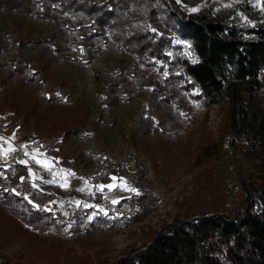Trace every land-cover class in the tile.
Instances as JSON below:
<instances>
[{
	"label": "rangeland",
	"instance_id": "obj_1",
	"mask_svg": "<svg viewBox=\"0 0 264 264\" xmlns=\"http://www.w3.org/2000/svg\"><path fill=\"white\" fill-rule=\"evenodd\" d=\"M173 1L166 5L178 16L180 8L204 11L241 30H264L262 0ZM0 6L6 45L21 37L38 42L32 57L18 58L20 63L9 49L0 53V188L30 201L50 222L41 231L11 217L0 220V264H114L142 250L190 208L232 215L245 199H255L246 197L256 174L252 151L247 138L225 129L223 100L204 117L159 63L145 68L121 51L112 39L117 31L87 42L78 17L40 19L31 0L24 2L26 10L7 13ZM120 6L130 25L167 34L172 46L189 53L165 13ZM260 104L256 92L240 95L239 106L255 125ZM248 125L244 134L253 138ZM68 129L71 136L61 141ZM209 141L221 142L217 157L194 167L196 147ZM155 154L164 161L153 167ZM9 156L16 164L8 170ZM207 173L212 182L206 185ZM111 176L123 177L141 195L121 188L97 192L94 186L111 183ZM112 199L120 203L113 205ZM76 201L95 207L78 208ZM13 202L21 208L22 202Z\"/></svg>",
	"mask_w": 264,
	"mask_h": 264
},
{
	"label": "trees",
	"instance_id": "obj_2",
	"mask_svg": "<svg viewBox=\"0 0 264 264\" xmlns=\"http://www.w3.org/2000/svg\"><path fill=\"white\" fill-rule=\"evenodd\" d=\"M31 1L40 19L67 15L78 17L80 30L88 31L83 38L87 42L102 37L105 31H117L112 39L121 51L145 68L159 63L168 72V79L181 83L179 90L198 104L204 117L223 100L226 104L225 129L233 135L247 138V146L252 151L250 160L256 174L248 184L250 191L246 197L255 195V199H245V204L232 215L212 209L190 208L184 217L176 218L173 224L154 235L142 250L124 256L114 264H264V30H241L204 11L190 13L180 8L178 16L168 10L167 0H114L115 3L113 0ZM178 1L185 3L187 0ZM24 2L1 0L0 5L8 13L16 8L21 10V7L26 10ZM122 2L144 5L152 15L156 11L165 13L166 23L187 45L189 53L172 46L167 34L155 36L130 25L120 14ZM170 2L175 3L173 0ZM261 5L264 8V0ZM27 39L17 38L8 46L5 39L0 38V53L9 49L13 56L18 55L17 63H20L18 58L32 57L38 42L31 43ZM173 49L176 50L173 56L165 52ZM28 63L27 60L22 67H29ZM252 92L261 98L262 111L257 125L249 122L247 113L239 106L240 95ZM248 124L252 127L253 138L244 134ZM70 136L68 129L60 140ZM220 146V141L198 145L193 166L198 167L216 158ZM160 155L155 154L151 159L153 167L164 161V156L161 158ZM204 181L206 185L210 184L212 175L207 173ZM13 201L22 202L21 208L15 207ZM40 210L24 197L0 188L1 221L11 217L21 226L44 231L50 222L44 220L46 214Z\"/></svg>",
	"mask_w": 264,
	"mask_h": 264
},
{
	"label": "snow or ice",
	"instance_id": "obj_3",
	"mask_svg": "<svg viewBox=\"0 0 264 264\" xmlns=\"http://www.w3.org/2000/svg\"><path fill=\"white\" fill-rule=\"evenodd\" d=\"M0 139H3L2 137H0ZM8 151H12V149L11 148H9V149H7L6 151H5V155H7V152ZM33 159H35V157H33ZM20 163H26L25 161H20ZM37 163H41L40 161H37ZM43 166L45 167V168H50L51 167V164L49 163V162H45L44 164H43ZM110 179H111V183H108V184H99V185H95L94 187L96 188V191L97 192H100V193H103L104 191H105V189H107L109 192H111L113 189H116V188H121V189H123V190H125V191H127V192H129V193H131V194H133L134 196H139V195H141V193L136 189V188H134V187H130L128 184H127V182L124 180V178L123 177H116V176H111L110 177ZM85 187L89 190V191H91V187L92 186H89L88 185V181L87 180H85ZM85 189H79V191H84ZM106 199H107V197H105ZM130 198V197H129ZM122 199H123V197H122ZM110 203L111 204H113V205H116V204H119L120 203V200H117V199H112L111 201H110ZM75 204H76V207H85V208H91V207H95V206H93V205H89V204H81V202L80 201H76L75 202ZM101 212L103 213V215L104 216H108V212L107 211H104V210H102L101 209ZM93 215H96V213H93ZM89 219H92V217L90 216L89 217ZM69 228L71 227V224H69V226H68ZM65 231H67V228L65 229Z\"/></svg>",
	"mask_w": 264,
	"mask_h": 264
},
{
	"label": "built area",
	"instance_id": "obj_4",
	"mask_svg": "<svg viewBox=\"0 0 264 264\" xmlns=\"http://www.w3.org/2000/svg\"><path fill=\"white\" fill-rule=\"evenodd\" d=\"M10 157V156H9ZM8 157V158H9ZM16 160H14L13 158L10 157V167H8L7 169L9 170L10 168H12L14 166Z\"/></svg>",
	"mask_w": 264,
	"mask_h": 264
}]
</instances>
